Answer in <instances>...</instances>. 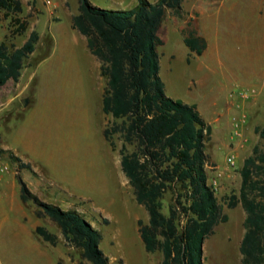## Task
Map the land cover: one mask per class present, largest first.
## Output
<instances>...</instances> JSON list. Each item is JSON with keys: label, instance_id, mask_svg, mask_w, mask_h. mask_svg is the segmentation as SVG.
<instances>
[{"label": "rangeland", "instance_id": "rangeland-1", "mask_svg": "<svg viewBox=\"0 0 264 264\" xmlns=\"http://www.w3.org/2000/svg\"><path fill=\"white\" fill-rule=\"evenodd\" d=\"M21 1L23 11L19 17L28 22L27 30L13 34L15 15H7L0 9V41L21 46L34 29L40 33V41L26 60L20 79H11L0 87V134L34 167L20 169L7 153H0V162L15 169L17 178L20 174L26 179L29 188L42 200L84 214L103 233L100 246L111 264H163V253L147 251L139 231V221L148 223L149 214L137 201L122 170L123 139L120 134H114L112 145L104 135L105 128L112 127L115 119L103 111L106 78L99 64H89L80 41L76 40L84 80L83 89H79V76L77 81L73 80L75 77L66 73L65 61L62 66L56 61L61 47L55 40L60 41L64 35L75 40L80 35L72 26V14L78 13L79 0H52L54 6L47 0ZM90 1L102 8L133 7V1H126L125 5H118L116 0ZM186 1L181 13L168 9L161 24L160 76L167 96L197 103L213 128L207 140L208 179L229 219L218 224L206 238L204 262L244 264L240 245L245 233L246 212L241 203L234 207L229 203L231 195H239L244 160L252 155L255 146L264 144L256 131L257 127L264 126V84L262 81L249 85L233 82L224 87L220 83L225 82L221 74L224 71L246 74L250 69V61L244 55L252 46L248 42L247 20L235 24V39L231 36V23H223L221 65L188 55L182 31L188 20L189 0ZM259 38L254 45L260 53L258 61L264 66L262 22ZM247 89L255 91L247 98L234 96L235 101L230 97ZM213 96L217 98L215 103L210 100ZM25 100H28L26 105ZM232 116L245 118L240 136L235 135ZM232 154L236 155L235 166L228 162ZM169 201L170 194L165 200V212H168ZM22 204L19 196L18 215L24 211ZM25 206L36 214L38 206L33 201L25 202ZM13 213L16 215L15 210ZM40 218L43 226L57 234V244H50L33 232L16 240L8 228L0 227V264H91L82 258L81 248L68 244L56 222L47 216ZM23 223L31 228V221ZM29 245L35 249L28 248ZM44 251L50 255V263L42 257Z\"/></svg>", "mask_w": 264, "mask_h": 264}, {"label": "trees", "instance_id": "trees-1", "mask_svg": "<svg viewBox=\"0 0 264 264\" xmlns=\"http://www.w3.org/2000/svg\"><path fill=\"white\" fill-rule=\"evenodd\" d=\"M183 1L139 0L130 9H109L79 0V11L72 20L101 62V74L106 78L102 107L115 119L104 135L112 145L114 134L123 139L122 170L149 214L148 223L139 221L146 250H160L163 264H205L206 238L229 219L208 179L207 140L212 126L196 104L167 96L160 76L158 47L163 40L159 29L167 10L181 13ZM0 9L15 15L13 34L27 30L28 22L19 17L21 0H0ZM187 23L182 29L184 41L191 52L201 55L207 40L192 21ZM39 41L35 29L21 46L0 41V87L20 79ZM256 131L264 141V126ZM0 153H7L20 169L32 168L10 149L0 148ZM241 174L239 195H231L229 205L241 203L246 212L242 260L244 264H264V144L255 146L244 160ZM18 180L23 202L33 201L38 206L37 216L56 222L68 244L81 248L83 259L91 264H111L100 246L103 233L84 214L42 200L20 174ZM35 232L57 244V234L45 226H37Z\"/></svg>", "mask_w": 264, "mask_h": 264}, {"label": "crops", "instance_id": "crops-1", "mask_svg": "<svg viewBox=\"0 0 264 264\" xmlns=\"http://www.w3.org/2000/svg\"><path fill=\"white\" fill-rule=\"evenodd\" d=\"M116 1L118 5H125L126 1H133V7L139 2V0ZM186 2V0L182 2V8ZM188 7L187 22L192 21L193 26L197 30L198 34L207 40V48L201 55L191 52L190 49L188 55H196L198 57L206 58L208 61H211V63L214 64L216 61L217 65H221L220 60L223 58L221 47L224 39L223 23H231L233 29L231 36L233 39H235V24L244 23V21L247 20V23H249L248 26L250 33L248 36V42H251L252 46L244 55L248 61H250V69L246 72V74L236 72L227 73L224 71L221 74L223 75L225 82L223 83V81H220V83L224 87L231 86L233 82L241 85H249L253 84L254 81H262L264 84V66L263 63L258 61L260 59V53L258 48L254 45L258 44L260 39V23H264V0H189ZM73 15L75 14H72V17ZM187 24L188 23H186V25ZM186 25L182 26V29ZM72 26L74 30H78L74 27L73 23ZM78 32L80 35L79 37H76L75 40L69 35H64L63 39L60 41L58 39L55 40L56 45L61 47V54L58 55L59 57L56 59V61L60 63L61 66L65 61L67 66V75L74 76L75 79L73 80L75 81H77L76 77L79 76V89H83L84 80L81 65L82 58H79L76 40L80 41L79 45L81 46V50H83V53L87 55L90 65L93 62H97L99 66H101V62L89 49L87 37L79 30ZM51 56L52 55H50L48 58ZM215 99L217 98L213 96L210 100L212 103H215ZM187 103L196 104L198 106L197 103ZM0 141L1 148L12 150L26 163L31 162L20 153L19 149L15 145L5 142L3 140L2 134H0ZM23 180L27 183L26 179L23 178ZM19 196L21 198V186L17 178V171L15 169H10L0 177V227L3 230L8 228L12 237L16 240H21L31 232H33V234L36 233L35 229L37 226L42 225L43 223L41 218L36 216L35 210H32L31 212L27 210L25 202H23L22 199L23 206H21L23 207L24 211H22L21 215H18L17 210L19 208H17V205ZM14 210L16 211V215L13 213ZM23 221H31V228L26 227ZM27 247L30 249H35V246L32 245ZM41 255L47 260L48 263H50L51 259L49 254L44 251Z\"/></svg>", "mask_w": 264, "mask_h": 264}, {"label": "built area", "instance_id": "built-area-1", "mask_svg": "<svg viewBox=\"0 0 264 264\" xmlns=\"http://www.w3.org/2000/svg\"><path fill=\"white\" fill-rule=\"evenodd\" d=\"M47 3L54 6L52 0H47ZM254 91L255 90L252 91L250 89L241 90L238 94H231L230 97L232 99H233L234 96H236V97L238 96V97H241V98H247V97H249V94H251ZM233 100L235 101V99H233ZM244 123H245V118L239 117V116H232V124L234 125V128H235V135H238V136L241 135L240 134V128L242 127V125H244ZM228 162H229V164L231 166H235V164H236V155L232 154V155L228 156ZM9 170H10L9 165H7L4 162H0V177L2 175H4L6 172H8ZM214 184H216V183L214 182ZM213 187H214V185H213Z\"/></svg>", "mask_w": 264, "mask_h": 264}, {"label": "water", "instance_id": "water-1", "mask_svg": "<svg viewBox=\"0 0 264 264\" xmlns=\"http://www.w3.org/2000/svg\"><path fill=\"white\" fill-rule=\"evenodd\" d=\"M27 103H28V100H25V101H24V105H26Z\"/></svg>", "mask_w": 264, "mask_h": 264}, {"label": "bare ground", "instance_id": "bare-ground-1", "mask_svg": "<svg viewBox=\"0 0 264 264\" xmlns=\"http://www.w3.org/2000/svg\"><path fill=\"white\" fill-rule=\"evenodd\" d=\"M239 102V101H238ZM238 104V103H237ZM242 104V103H241ZM241 109V108H240Z\"/></svg>", "mask_w": 264, "mask_h": 264}]
</instances>
